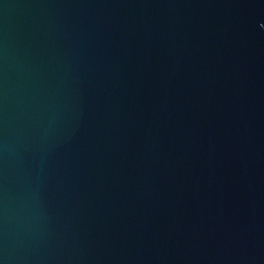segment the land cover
<instances>
[{"label": "water", "instance_id": "water-1", "mask_svg": "<svg viewBox=\"0 0 264 264\" xmlns=\"http://www.w3.org/2000/svg\"><path fill=\"white\" fill-rule=\"evenodd\" d=\"M0 264H264V0H0Z\"/></svg>", "mask_w": 264, "mask_h": 264}]
</instances>
